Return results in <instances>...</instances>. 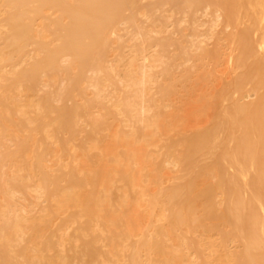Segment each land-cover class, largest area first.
<instances>
[{
    "label": "bare ground",
    "instance_id": "1",
    "mask_svg": "<svg viewBox=\"0 0 264 264\" xmlns=\"http://www.w3.org/2000/svg\"><path fill=\"white\" fill-rule=\"evenodd\" d=\"M205 2L207 0H0V188L15 195L27 179L26 175L34 176L42 198L38 202L39 212L29 208L28 214L23 215L10 207L14 214L7 222H0V264H156L158 261L179 264L188 250L196 253V258H191L188 264H205L209 258L208 246H203L201 238L205 232H217L223 234L222 238L238 241L236 249L217 255L221 264H264V231L254 188L264 179V53L259 50L264 44V0L210 1V5L223 11L227 22L238 24L229 35H233L239 45L234 62L240 71L218 101L221 105L212 124L182 134L166 144V153L174 156L178 169L170 184L162 183L153 192L155 203L148 207L156 221L152 235L144 234L143 230L141 238L133 242L130 239L133 219L128 220L132 215L124 209L139 201L140 175L131 167L137 154L128 152L123 159L121 153L109 149L102 161L91 163L85 177L81 178L73 167L58 173L45 167L50 141L59 142L63 150L68 138L78 130L77 117L82 116L84 110L88 112L90 103L55 104L53 99L63 98L67 87L42 93L38 88L41 76L46 74L49 79L45 78V83L53 85L60 71L94 65L100 68L123 19L139 28L142 43H145L147 37L154 36L145 30L142 14L150 16L167 5L171 11H178ZM126 10H130L129 15H125ZM50 11L58 15L52 17ZM166 17L160 19L162 25ZM242 21L245 23L241 24ZM253 32H258L259 38L252 37ZM166 37L157 39L165 54L168 51ZM177 48L175 46L173 55L167 54L160 74L170 70L174 54L180 51ZM30 50L35 52L31 54L32 60L28 66L18 68V60ZM201 53L194 67L207 70L212 54L209 48ZM157 54L152 53V56L155 58ZM62 55L71 57L70 64H61ZM131 57L124 80L130 92L137 95L145 92L148 79L137 75L136 57ZM7 66L12 67L5 72ZM49 71L53 75H48ZM257 73L261 81L249 78ZM110 75L107 72L96 78L95 86L99 91L94 95L97 98L103 96L102 77L111 80ZM186 77L182 75L172 82L164 77L159 85L160 95ZM77 79L69 80V83L74 81L75 88H78ZM247 89H255L257 98L242 101L241 95ZM132 94L114 104L116 109L126 112L129 122L137 115ZM52 111L57 113L53 118L50 117ZM113 113L114 110L109 109L101 117L92 119L91 127L85 129L86 135L93 134ZM148 126L155 132L160 127L157 117ZM138 130L133 124L130 132L120 135V142L126 146L135 143ZM111 154L113 162L109 161ZM9 167L14 173L7 176ZM114 176L124 180L126 188L112 205L114 197L105 184L112 182ZM64 180L67 183L61 187ZM149 180L155 181L158 177L152 173ZM85 185L89 187L83 188ZM8 200L7 208L17 203L16 198ZM72 206L78 208V216L85 217L83 233H69L66 238L59 235L55 243L49 218ZM91 221H95V226L106 225L103 228L114 232L118 225L122 228L118 235H113L110 246L108 243L107 248L102 249L87 231L93 227ZM182 229L191 234L183 236ZM120 237L125 244L119 249ZM71 238L76 241L74 254L64 246V241ZM168 240L173 241L171 246ZM211 244L216 243L211 241Z\"/></svg>",
    "mask_w": 264,
    "mask_h": 264
},
{
    "label": "rangeland",
    "instance_id": "2",
    "mask_svg": "<svg viewBox=\"0 0 264 264\" xmlns=\"http://www.w3.org/2000/svg\"><path fill=\"white\" fill-rule=\"evenodd\" d=\"M210 1L207 0L199 6L194 5L192 8L178 11H171L170 6L167 5L165 9L155 10L156 8H154L155 11L153 10L154 12L150 16L142 14L141 19L144 22L145 30L154 36L153 38L147 37L145 43H142L143 36L138 32L139 28L123 19L119 22L116 31L114 30L110 50L107 57L102 61L101 69L95 68V65L72 68L66 70V72L60 71L64 70L60 69L57 70L60 72L57 74L56 80L52 81L53 85L45 83V78L49 79L46 74L41 76L38 85L42 93L59 87H67L68 92L63 98L55 97L53 99V102L57 105L72 104L76 101L82 104L90 103L87 107L88 112L84 110L83 115L77 117L78 130L68 138V143L63 150L60 149L59 142L56 140L50 141L51 149L46 154L45 160V167L48 170L58 173L62 170L67 171L68 167H73L75 174L81 178L85 177L91 163L98 164L101 162L105 153L110 152L111 149L116 153H121L123 159L126 158L128 152L138 155L137 157L140 160L138 161V158L134 160L131 167L140 175L137 187L139 201L136 205L124 208L126 212L132 215L128 220L133 219L130 227V229H133L130 231V239L133 242L141 238L143 230H145L146 233L144 234L146 235L154 233L152 226L156 223L154 221L155 216L153 214L150 216L148 212V207L155 203V201H152L153 192L160 184H170L175 179L174 175L177 173L178 166L174 163V156L166 153V144L173 140L176 141L182 134H190L195 129L205 128L212 124L218 113L217 109L221 105V102L218 101H220L226 86L235 80L237 72L240 71L236 69L234 62L238 54L236 49L239 45L233 35H229L233 34L232 32L238 24L227 22L224 19L223 11L214 5H210ZM51 11L49 15L52 17L58 15V12ZM129 14L130 10H126L125 15ZM164 16L167 17L164 19L165 24L162 25L160 19L163 20ZM244 23V21L241 22V24ZM251 35L254 38H259L258 32H253ZM161 36H167L165 42L168 43V51H166L168 56L173 55L175 46H178V50L180 49L176 52L178 55L174 54L175 57L171 61L172 65L169 66L170 70L162 74L160 73L165 66L164 59H167L168 56L160 50L157 43V39ZM204 48L210 49L212 54V57H210L212 58L211 64L207 70H196L194 61L201 56ZM259 50L264 53V44ZM34 53L30 50L26 56L21 57L18 60L17 67L28 66V63L32 60L31 54L34 55ZM152 53H159V55H155L154 58ZM130 56L136 57L134 63L137 66V75L148 79L145 92L137 95L130 92L124 80L126 65ZM60 61L63 66H66L70 64L71 57L62 55ZM115 65L117 66L115 67ZM11 67L7 66L8 70L5 72H8ZM107 72L111 74L112 82L102 77L103 96L97 98L94 93L99 89L95 86V80ZM146 72L150 74L146 76ZM181 73L187 75L183 82L176 83L174 87L170 85L171 87L161 96L159 85L162 79L168 77L172 82L174 78L181 77L182 75H179ZM48 75H53L52 71H49ZM72 78H78L76 85L78 88H75L74 81L69 83V80H73ZM249 78H252L253 81H261L259 73L251 74ZM260 85H263V83L261 82ZM139 86H142V84L139 83L137 87ZM127 94H132L136 99L137 110L135 113L137 115L133 117V122L127 121L125 111H120L114 106L115 102L125 99ZM241 96L242 101L249 102L257 98V92L255 89H247ZM109 109L114 110L113 115L102 123L93 134L86 135L85 129L91 127L89 122L95 117H101ZM56 115L55 111L50 112V117L53 118ZM154 117H157V121L160 122V127L155 132H153L151 126H148V123ZM133 124H136L139 128L137 141L126 146L120 142V135L130 132ZM152 132L154 139L151 141ZM1 141L0 149L2 148ZM109 158V161L113 162V154ZM12 173L14 171H12V167H9L6 175L9 176ZM152 173L157 175L158 180L148 181L149 175ZM27 176L20 187L21 191H16L15 195L6 192V190L4 191V188H0V222H7L9 216L14 214L10 207L15 208V210L18 209L23 215L28 214L29 208L33 212L38 211L40 208L38 202L42 198L39 197L40 190L36 186V177ZM66 183L65 180L61 181V187L65 186ZM105 186L114 197L111 204H116L126 188L124 180L116 176L112 182L105 184ZM88 187L89 185L83 186V188ZM254 188L258 201L256 208L260 214V220L263 224L262 230L264 231V179ZM13 198L17 199V203H11L7 208L9 205H7V200ZM69 208V210L64 208L57 216L49 218V227L51 232L54 233L55 243H58L59 235H64L66 238L69 233L76 231L79 234L83 233L82 225L85 217L77 215L78 208L73 206ZM91 224L93 227L87 229V231L96 239V244L101 246L102 249L107 248L113 235H118L122 228L118 225V230L114 232L103 228L106 225L95 226V221H91ZM123 224H125L124 220H122ZM182 230L183 236L191 234L185 229ZM12 231L16 235L15 229H12ZM25 237L28 238V232H26ZM222 237L223 234L219 235L217 232L202 234L203 246H208L207 251L209 252V258L205 264H221L217 260V255L231 252L238 247L237 240ZM118 241L121 243L118 246L120 249L125 242L121 237L118 238ZM211 241L216 244L212 245ZM13 242H16V240L11 241V244ZM75 243V238L64 241V246L69 250V253L74 254L73 247ZM172 243V240H168L170 246ZM191 258H196V253L193 250H188L186 257L179 260V264H188ZM156 264L166 263L158 261Z\"/></svg>",
    "mask_w": 264,
    "mask_h": 264
}]
</instances>
